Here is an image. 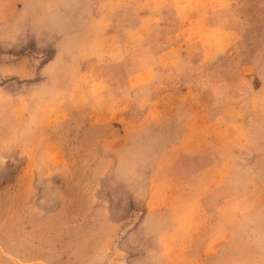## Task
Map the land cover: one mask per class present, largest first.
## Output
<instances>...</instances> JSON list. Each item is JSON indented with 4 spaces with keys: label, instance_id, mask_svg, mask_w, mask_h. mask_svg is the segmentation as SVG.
Instances as JSON below:
<instances>
[{
    "label": "rangeland",
    "instance_id": "1",
    "mask_svg": "<svg viewBox=\"0 0 264 264\" xmlns=\"http://www.w3.org/2000/svg\"><path fill=\"white\" fill-rule=\"evenodd\" d=\"M0 264H264V0H0Z\"/></svg>",
    "mask_w": 264,
    "mask_h": 264
}]
</instances>
